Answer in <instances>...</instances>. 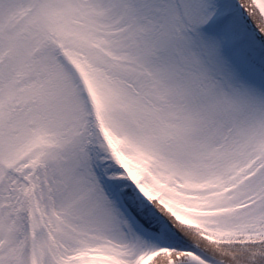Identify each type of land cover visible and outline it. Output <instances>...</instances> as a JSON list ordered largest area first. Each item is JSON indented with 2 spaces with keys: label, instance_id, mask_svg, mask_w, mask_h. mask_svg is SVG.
<instances>
[{
  "label": "snow or ice",
  "instance_id": "1",
  "mask_svg": "<svg viewBox=\"0 0 264 264\" xmlns=\"http://www.w3.org/2000/svg\"><path fill=\"white\" fill-rule=\"evenodd\" d=\"M0 264H264V0H0Z\"/></svg>",
  "mask_w": 264,
  "mask_h": 264
}]
</instances>
